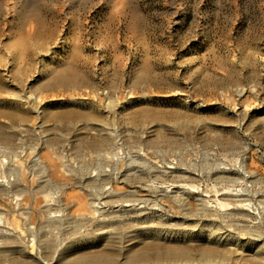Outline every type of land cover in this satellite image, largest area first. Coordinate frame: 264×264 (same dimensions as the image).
Returning a JSON list of instances; mask_svg holds the SVG:
<instances>
[{"label": "rangeland", "instance_id": "obj_1", "mask_svg": "<svg viewBox=\"0 0 264 264\" xmlns=\"http://www.w3.org/2000/svg\"><path fill=\"white\" fill-rule=\"evenodd\" d=\"M263 203L264 0H0V264H264Z\"/></svg>", "mask_w": 264, "mask_h": 264}, {"label": "bare ground", "instance_id": "obj_2", "mask_svg": "<svg viewBox=\"0 0 264 264\" xmlns=\"http://www.w3.org/2000/svg\"><path fill=\"white\" fill-rule=\"evenodd\" d=\"M11 4H13V3H11ZM11 11V10H10ZM106 174V173H105ZM246 174V173H245ZM196 177V176H195ZM252 179V178H251ZM231 186V185H230ZM158 189H159V191H162V186H159V187H157ZM174 188H175V191H178V190H180V189H184L183 187H181L180 185H175L174 186ZM102 190V189H101ZM100 190V191H101ZM181 190V191H182ZM187 190H189V189H187ZM205 190V189H204ZM167 191V190H166ZM169 191V190H168ZM181 191H180V193H181ZM105 192H108V190L107 191H105ZM118 192V191H117ZM163 192V191H162ZM161 192V193H162ZM100 193V192H99ZM112 193V192H111ZM114 193V192H113ZM183 193H184V191H183ZM206 193V192H205ZM105 194H108V193H105ZM174 194V193H173ZM176 195H177V193H175ZM233 194H236V193H233ZM159 195V194H158ZM158 195H156V196H158ZM184 195V194H183ZM232 195V194H231ZM103 196V195H102ZM119 196V195H118ZM181 196H182V194H181ZM224 196V195H223ZM100 197V196H99ZM105 197V196H104ZM177 197V196H176ZM205 197V196H204ZM134 198V197H133ZM133 198H131V199H133ZM101 199V198H100ZM197 199V198H196ZM200 199H202V198H200ZM130 201V200H129ZM186 201V200H185ZM200 201V200H199ZM203 202V201H202ZM137 203V202H136ZM135 204V203H134ZM141 204H143V203H141ZM177 204V203H176ZM189 205V204H188ZM219 205L220 206H224L225 204H223V203H219ZM263 205H264V203H263ZM43 206H45V207H48V204L47 203H44L43 204ZM92 206H93V204H92ZM124 206H131V204H128V205H124ZM202 206H203V208H206V209H208V206L209 205H207L205 202L202 204ZM243 205H241V203L240 204H237L236 205V208L237 209H239V210H241L243 207H242ZM94 207V206H93ZM263 207V206H262ZM125 208V207H124ZM200 208H201V204H200ZM230 208V207H229ZM220 209H222V208H220ZM97 210V212L98 213H100V211L98 210V209H96ZM105 210V209H104ZM126 210V209H125ZM225 210V209H224ZM127 211V210H126ZM185 211V210H184ZM122 212V211H121ZM226 212V211H225ZM229 212H231V211H229ZM119 213V212H118ZM93 213H90L89 214V216L90 215H92ZM125 214V213H124ZM214 214V213H213ZM56 215V214H55ZM119 215V214H118ZM123 215V214H122ZM95 216V215H94ZM101 216V215H100ZM194 216V215H193ZM231 216H232V214H231ZM117 217V216H116ZM47 218V217H46ZM195 218V217H194ZM53 219H56V218H53ZM204 219V218H203ZM226 219V218H225ZM91 220V219H90ZM56 221H58V220H56ZM239 223V222H238ZM153 226V225H152ZM187 228H189V227H187ZM208 228V227H207ZM135 229V228H134ZM174 230V229H173ZM121 231V230H120ZM187 231V230H186ZM222 232V231H221ZM215 233V231H213V234ZM227 233V232H226ZM220 234V233H219ZM229 234V233H228ZM162 235V234H161ZM230 235V234H229ZM150 237V236H149ZM209 239V238H208ZM214 239V238H213ZM217 239L218 240H222V241H229L230 240V238H227V236H222V235H217ZM234 239V238H233ZM92 240L93 239H89V240H87L86 241V243H91L92 242ZM229 245V244H228ZM235 245L237 246V248H239V247H241L240 246V242L239 241H236L235 242ZM72 247H76V244H72ZM230 247V246H229ZM186 248V247H185ZM202 248V247H201ZM200 248V249H201ZM204 248V247H203ZM72 249V248H71ZM3 253V252H2ZM162 253V252H161ZM6 254V253H5ZM204 255V254H203ZM156 256V255H155ZM186 256V255H185ZM188 257V256H187ZM206 261L205 260H202V261H205L206 263H210L209 261L210 260H213L212 258L210 259L209 257H210V255H206ZM108 259H111L110 257L108 258ZM107 259V260H108ZM43 262V261H42ZM168 262V261H167ZM205 262H203V264H205ZM56 263V262H55ZM196 264H198L197 262H195ZM71 264H98V263H95L94 261H85L84 259H77V258H75V260H73L72 261V263ZM116 264V263H115ZM117 264H119V263H117ZM143 264H148V262H144Z\"/></svg>", "mask_w": 264, "mask_h": 264}]
</instances>
